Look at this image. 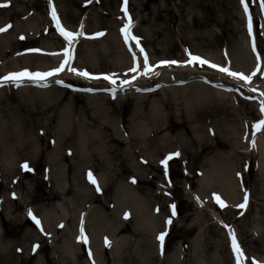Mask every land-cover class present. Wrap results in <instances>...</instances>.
<instances>
[{
    "label": "rangeland",
    "instance_id": "1",
    "mask_svg": "<svg viewBox=\"0 0 264 264\" xmlns=\"http://www.w3.org/2000/svg\"><path fill=\"white\" fill-rule=\"evenodd\" d=\"M4 3L0 27H11L0 32V264H237L230 230L243 252L241 264H264V172L259 173L254 148L257 140L264 144V125L253 127L264 120V0H245L247 12L241 0H0ZM53 8L66 31L80 33L71 45L70 66L42 81L4 80L24 69L50 71L65 60L69 44L56 28ZM129 20L130 33L148 56L146 74L143 53L121 31ZM96 33L103 35L90 37ZM186 50L250 79L217 69L200 73L207 69L201 66L195 73L178 70L189 66L151 68L162 60L186 63ZM134 56L141 63L135 72ZM96 73L116 83L91 78ZM172 121L176 127L169 130ZM157 151L179 155L162 166L161 177L140 182L137 191L146 205L133 207L143 226L137 229L139 220L124 216L125 208L111 209L113 184L132 177V158L138 173H152L144 164ZM91 162L97 169L87 172ZM89 172L108 174L104 197L87 179ZM229 175L238 186L236 206L207 207ZM158 187L168 196L159 195ZM202 187L212 190L202 197L196 194L205 192ZM75 205L80 207L67 222ZM29 210L39 224L46 223L45 216L53 227L58 220L62 224L39 228ZM100 216L114 230H99L102 244L125 237L124 244L93 251L85 242ZM126 221L130 229L124 232ZM185 236L187 252L180 250ZM45 238L43 246L39 240Z\"/></svg>",
    "mask_w": 264,
    "mask_h": 264
},
{
    "label": "bare ground",
    "instance_id": "2",
    "mask_svg": "<svg viewBox=\"0 0 264 264\" xmlns=\"http://www.w3.org/2000/svg\"><path fill=\"white\" fill-rule=\"evenodd\" d=\"M19 40H20V38H17V41H19ZM65 41H66V43H68L67 40H65ZM86 52H89V51H86ZM145 55L147 56L146 53H143V56H142L143 60H144ZM198 57H200V56H198ZM147 58H148V56H147ZM65 59H66V57H65ZM201 59H203V58H201ZM61 60H62V58H61ZM203 60H205V59H203ZM147 61H148V59H147ZM135 62L137 63V65H138L137 67L139 68L140 65H141V63L138 60V58L133 59L131 65H134ZM211 64H213V63H211ZM158 65H161V64L158 63ZM167 65H170V64H167ZM186 65L187 64H185L183 62H179V64H178V66H181V67H184ZM190 65H191V69L192 70H189L188 71L187 68H181L183 70H181V69H178V70L195 73L196 72V70L194 69L195 68V62L191 63ZM205 65H208V64H205ZM216 65H218V64H216ZM65 66H67V67L70 66L69 65V60H68V62H67V64ZM156 67L157 66H154V67L152 66L151 68H156ZM209 69L215 70L214 68H211V67H209ZM127 70H130V68L127 69ZM211 72H214V71H211ZM200 73H208V71L207 70H202ZM217 73H221V72L218 71ZM124 74H126V73H124ZM91 75H92V77H95V78L96 77L103 76V75H100L99 73L91 74ZM223 75H224V73H223ZM158 76H159V73H156L155 78H157ZM139 79L140 78H138L137 80H139ZM241 87L244 88V90L246 92L251 93V94H253V92H254V94H255V91L253 89H251L250 91L248 90L246 84H243V86H241ZM172 90H173L172 88L169 89V91H172ZM165 91L166 90H164L162 92H165ZM251 91H253V92H251ZM210 99H212V98H210ZM243 132H245V131H241L240 135ZM168 144L169 145H174V142H168ZM254 148L256 150V154H257L258 159L261 161V166H260V163L258 162L259 163V173H260V171L261 172H264V144H263V141L262 142H260V140L255 141ZM163 153L161 154V152H159V151L153 152V157H154L153 160H151L149 157L148 158L146 157V161H145V164L144 165L150 164L152 173H150L148 171H146V172L140 171L138 173L137 170L133 168V167H138V161L136 159H134V158H132V160H129V166H130L129 172L130 173H133L132 174V177H129V178L126 177L122 181L113 184V186H114L117 194L116 193L113 194V195H116V196H114V199L110 202V207H115V208L122 207V208H125V209H133V207H137L138 205H141L142 206V209H145L146 198H145V202H143L144 199L141 196V194L139 193V191H137V188L139 187L140 182H143V181H152L156 177L157 178L158 177H161L160 171H161L162 166L164 165V164L161 163V161L164 160L166 157L170 156L168 154H163ZM171 156H172V158L170 160H168L167 163L169 161H172L175 158L174 155H171ZM110 167L112 169L114 168L112 166V164H110ZM96 169H97V163L91 162L90 165L87 168V172L89 170L96 171ZM185 169H186V167L184 168V170ZM119 171H122V169L120 168ZM205 173H206V171H205ZM99 174H100L101 177L99 176ZM262 174H264V173H262ZM138 175H141L144 178L143 177H138ZM93 177L96 180V185L98 187H101L102 188V196L104 197L105 191H106V189L104 188V185L106 183L108 185H111L109 183L108 174L106 172L105 173L102 172V174L100 172H94V176ZM185 177L189 178L190 175L187 174V173H185ZM226 178H227L228 182L224 183V185H221V186L219 185L218 187L215 188V189L218 190V193L215 192V193H217V196H219L220 198H222L223 201H224V206H223L224 209L233 208L237 204V200H236L237 199L236 187H238V186L235 185V183H234L231 175L227 176ZM133 180L135 181L134 183H133ZM200 182H202V181H200ZM146 186H149V185L146 184ZM208 188L209 187H206V188H203L202 187L203 191H205V192H197L196 194H198L199 196H202L203 197V196H205L207 194L206 193L207 190H208V193L210 192V190H212V189H208ZM158 191H159V195H162L163 197L164 196L166 197L167 194L165 195V192H164V189L163 188L158 187ZM73 194H75L76 196H82L81 192H79V191H75ZM211 199H212L211 202L206 203V206L207 207L210 206V208H212V207L215 208V206H219V207L222 208V206L219 203H217V201H216L215 198H212L211 197ZM102 203H105V200H103ZM100 204L101 203H99L97 205L99 206ZM79 207H80V205L71 206L72 214L69 213V215L66 216L67 222L69 220L73 219V217L75 216V214H73V213L74 212H77L78 209H79ZM91 212H92V209H90V213ZM134 215H135V210L134 211H131L130 220H133V219L134 220H139V223L137 225V229H141L143 227L142 224H141V221H140L139 217H137V219H136V217H134ZM107 217H108V215H107ZM45 219H46V225L45 226L50 227L52 229L53 228H56L58 226V224H57L58 221L60 222V220H58L55 223V227H53L52 223L51 222H48L49 221L48 220L49 219L48 216H45ZM102 222H103V217L102 216L98 217L97 221L91 222V225L93 226L92 236H91V239L89 241H87V243L93 249V251H95V249L97 250V247H98V250H103V251L111 250L112 248H116V247H113V246H121L122 244H124L126 242V238L125 237H122L121 239L116 240L114 243L108 242L107 245L104 246L102 244V241L104 240L103 239V233L102 234H99V230L102 229L104 231H107L108 234H109L108 231H114V230L110 226L106 227V225L103 224ZM142 223L144 225H148L150 223V219H147V218L144 217L143 220H142ZM60 224H62V223L60 222ZM87 225H89V224H87ZM67 228H68V225L66 223L65 226L62 228V230H65ZM81 229L87 230L86 227H82ZM53 231L55 233H57L58 232V229H56V230L54 229ZM105 238H106V236H105ZM39 241L40 242H43V246H45L46 245L47 238L40 239ZM231 243H232V239H231ZM110 246H112V247H110ZM231 246H232V244H231Z\"/></svg>",
    "mask_w": 264,
    "mask_h": 264
},
{
    "label": "snow or ice",
    "instance_id": "3",
    "mask_svg": "<svg viewBox=\"0 0 264 264\" xmlns=\"http://www.w3.org/2000/svg\"><path fill=\"white\" fill-rule=\"evenodd\" d=\"M49 3L51 4V0H49ZM125 3H127V0H125ZM241 4H245V0H241ZM7 6L8 5L6 3L0 4V7H7ZM247 10H248L247 9V5L245 4V12H247ZM52 19L54 21H56V28L59 30L60 35L63 36L65 38V40L68 41L69 47L64 50V54H65L66 59L63 62L60 63L59 67L53 68L50 71H46V72H31V71H29L27 69H24V70L19 71V72L9 73L7 76L3 77L4 80L19 81L22 78H28L30 80L42 81L45 78H47L49 76H53L56 73H59L62 70H64V67H65V65L68 62V59L71 58V55H72V53H71V45H72V43L74 41V38L77 35H80V33L79 32L74 33V32H71V31H66L61 26V24H60V22L58 20V17H57V13H56L54 8H53V11H52ZM10 27H11L10 24L5 25L4 27H0V32L7 31L8 28H10ZM130 27H131V22L129 20V23L125 24V26L121 29V31L124 34L125 42L127 43L129 40H135L137 42V47H139V37H135V36H132L130 34V31H129ZM248 27H249V33L251 34L252 24H251V20L250 19H249ZM96 35L97 36L103 35V33H97ZM20 39H24V37L21 36ZM254 50H255V48H254ZM30 51H39V49H31ZM140 51H141V53H143V51H144L143 48H141ZM189 57H190L189 60L186 62L188 64H191L193 62H198L201 65L208 64L209 67L217 69L220 72H225L229 76H232V77H235V78H239V79L245 80V81L250 79L249 76H244V75H242L240 73H237V72H231L228 68L220 67V66L215 65V64H211L209 61L203 60V59H201L198 56L191 55L190 53H189ZM134 59H135V56H134ZM159 63L161 65H167V64H176L178 62L173 60V61H160ZM143 66H144V68L146 70L145 71V74H146V72L148 70V61H147V56L146 55L144 57V65ZM70 71L75 72L79 76H84V77H88L89 76L88 72H86V71H77L75 68H71ZM131 71L135 72L136 69L133 68V69H131ZM96 78H98V77H96ZM103 79L109 81L111 84H115L116 83V80L113 79L111 76L105 75L103 77ZM133 79H135V76H133ZM57 83H61V81H57ZM123 83L124 84H130L131 81L125 80V81H123ZM85 91H91V89H85ZM110 91L113 93V97H114L116 89L113 88V89H110ZM260 110H261L262 113H264V101L261 102ZM262 125H264V120L259 121V123H257L253 127L259 129ZM172 155H179V153L177 152V153H174ZM171 158H172V156L170 155V156L166 157L164 160H162L161 163L166 165L167 161L170 160ZM22 167H24L27 170H31V169H28L27 163L22 165ZM88 178H89L91 183L96 184V180L94 179V177H93L91 172L88 173ZM134 182L135 181L133 180V183ZM97 190H99V189L97 188ZM215 199H216L217 203H219L222 207L224 206V202L220 199L219 196H216ZM244 199H245V202H246L247 201V194H245ZM244 206H245L244 204L239 205V207H244ZM172 207H173V209L175 208L174 205ZM28 215L30 217H32L33 220L36 221L37 225H39V221L36 220L35 216H33L31 210H29ZM173 215H175L174 211H173ZM125 216H127V213L125 214ZM166 223H171V220L169 219L168 221H166ZM229 234H230V236H232V247H233V251L236 253L237 264H241V257L243 256V252H242V250L239 248V246L237 244V241L235 239L234 233H232L231 230H230ZM81 238H83V229H81ZM157 239L162 242L163 239H164V233H161L157 237ZM85 242H87V241L85 240ZM105 242L107 243V240ZM37 247H38V245H34L33 246V251H35V249Z\"/></svg>",
    "mask_w": 264,
    "mask_h": 264
},
{
    "label": "water",
    "instance_id": "4",
    "mask_svg": "<svg viewBox=\"0 0 264 264\" xmlns=\"http://www.w3.org/2000/svg\"><path fill=\"white\" fill-rule=\"evenodd\" d=\"M248 172L251 173V170L249 169ZM125 228L127 229L128 227L126 226ZM186 246H187V240L184 239V240L182 241V249H183V250H186Z\"/></svg>",
    "mask_w": 264,
    "mask_h": 264
}]
</instances>
